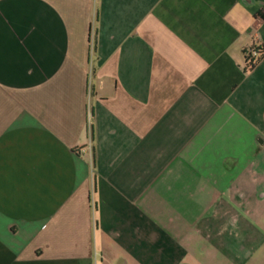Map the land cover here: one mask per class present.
I'll use <instances>...</instances> for the list:
<instances>
[{
  "label": "crops",
  "instance_id": "1",
  "mask_svg": "<svg viewBox=\"0 0 264 264\" xmlns=\"http://www.w3.org/2000/svg\"><path fill=\"white\" fill-rule=\"evenodd\" d=\"M264 0H0V264H264Z\"/></svg>",
  "mask_w": 264,
  "mask_h": 264
},
{
  "label": "trees",
  "instance_id": "2",
  "mask_svg": "<svg viewBox=\"0 0 264 264\" xmlns=\"http://www.w3.org/2000/svg\"><path fill=\"white\" fill-rule=\"evenodd\" d=\"M257 52H259V56L255 58L251 52L246 56V69L247 70H253L257 64L261 61V59L264 57V47L257 48Z\"/></svg>",
  "mask_w": 264,
  "mask_h": 264
},
{
  "label": "built area",
  "instance_id": "3",
  "mask_svg": "<svg viewBox=\"0 0 264 264\" xmlns=\"http://www.w3.org/2000/svg\"><path fill=\"white\" fill-rule=\"evenodd\" d=\"M251 54L257 58L259 56V52H257V48L256 47H253L251 50H250Z\"/></svg>",
  "mask_w": 264,
  "mask_h": 264
}]
</instances>
